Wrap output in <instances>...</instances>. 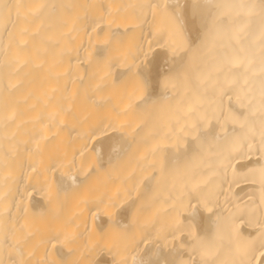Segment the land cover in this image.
I'll return each instance as SVG.
<instances>
[{
	"label": "bare ground",
	"instance_id": "6f19581e",
	"mask_svg": "<svg viewBox=\"0 0 264 264\" xmlns=\"http://www.w3.org/2000/svg\"><path fill=\"white\" fill-rule=\"evenodd\" d=\"M7 2L19 8L0 23V69L5 62L15 69L18 118L9 129L0 127V264L199 261L188 232L171 226L179 200L186 204L181 223L190 212L198 219L222 217L213 259L261 264L258 250L237 253L264 225L258 136L227 158L208 154L201 161L197 171L207 179L201 187L214 194L211 213L195 201L187 208L186 190L171 178L159 179L152 168V148L174 126L177 108L194 96L205 107L212 100L210 87L190 77L157 87L155 95L168 99L145 112L132 79L145 57L163 71L193 45L200 33L188 11L192 0ZM40 4L63 7L42 15ZM105 48L111 67L97 57ZM254 119L258 128L259 111ZM100 127L106 136L93 135ZM230 127L239 134L238 125ZM121 136L127 152L109 163L110 137ZM238 216L244 220L234 228ZM115 220L126 227L114 226Z\"/></svg>",
	"mask_w": 264,
	"mask_h": 264
},
{
	"label": "snow or ice",
	"instance_id": "6c2138e0",
	"mask_svg": "<svg viewBox=\"0 0 264 264\" xmlns=\"http://www.w3.org/2000/svg\"><path fill=\"white\" fill-rule=\"evenodd\" d=\"M58 7L63 5L36 6L42 15ZM14 8H19V5L0 0V23L10 18ZM188 11L194 29L200 33L196 38L199 42L194 40L179 60L175 56L170 58L168 67L163 71L159 64L145 57L139 69L132 73V79L135 90L142 96L141 107L145 112L161 100L168 99L156 96L155 91L157 87L164 88L174 80L191 77L210 87L212 100L208 107L204 106L200 96H194L184 107L177 108L174 126L159 136L152 148V168L159 179L171 178L186 190L187 208H191L195 201L196 205L211 213L214 194L201 187L207 184V179L197 171L201 161L208 154L231 156L242 144L251 147L250 141L257 136L259 147L264 150V0H192ZM209 53L212 54L210 65L206 60ZM97 57L105 67L112 66L113 57L108 49H100ZM14 70L8 62L0 69V127L5 130L16 125L18 118L16 102L12 97L15 85L11 83V72ZM225 99L228 101L227 107ZM257 111L260 113L258 128L254 119ZM231 125L239 126V134ZM107 134L105 127L93 133L101 137ZM110 140L113 143L109 144V163L127 152L124 136L110 137ZM259 172L264 179V165ZM152 179L157 180V176ZM173 208L176 216L171 226L188 232L192 250L198 252L202 259L192 261L177 258L163 264H254V258L251 262L213 259L217 255L222 224L219 214L212 213L207 218L198 219L194 212H190L187 223H181L179 216L186 210L185 201L179 200ZM243 220V216H238L231 223L238 228L237 222ZM113 225L126 227L121 226L118 220L113 221ZM197 228L200 233L196 231ZM253 250H258L264 257V225L256 239L245 241L237 247L240 255H247ZM64 264L70 262L65 261ZM131 264L161 262L132 257Z\"/></svg>",
	"mask_w": 264,
	"mask_h": 264
}]
</instances>
